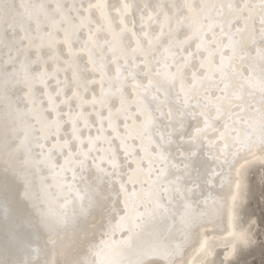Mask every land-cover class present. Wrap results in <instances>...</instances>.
Wrapping results in <instances>:
<instances>
[{
  "label": "snow or ice",
  "instance_id": "snow-or-ice-1",
  "mask_svg": "<svg viewBox=\"0 0 264 264\" xmlns=\"http://www.w3.org/2000/svg\"><path fill=\"white\" fill-rule=\"evenodd\" d=\"M88 7L90 9L93 6L89 4ZM131 7L124 3L117 11L122 17L127 16ZM148 7L147 4L143 6L144 9ZM154 7L161 9L157 13V18L163 16L169 25L174 18L177 28L187 27L200 41L197 45L198 49L203 47L208 51L207 45L215 35L213 29L218 28L221 35L226 36L229 41L227 47L232 56L227 57L228 68H231V61L236 58L238 50L243 51L240 41L235 39L236 36L250 33V39L255 44L258 35L262 47L258 50V72L255 64L245 67V74L240 75V83L231 96L228 95L229 83H225L221 90L222 95L216 97L214 103L209 99L202 107L199 104L190 105V93L196 88L194 82L187 90L181 84V91L184 92L182 107L175 110L172 107L166 110L163 107L145 109L143 134L138 135L141 140L140 151L144 154L135 161L136 168L132 171L146 172L149 179L155 171L156 178L151 181L147 191L144 190L143 185L141 186L143 195L138 198L131 175L128 177V182L132 184L131 192L123 180L119 182L118 189L115 187L118 169L121 167L116 155L117 150L112 147L107 137H101L99 134L95 138L82 135L83 130L78 126L81 121L85 128H90L82 110L75 116L70 112L67 114V119H62L56 103V98L61 92H56L55 95L40 93L41 96H46L48 108H43V100L38 101L35 96V86L39 84L47 88V81L59 70L57 66L50 74L48 61L56 63L60 60V51L57 49L60 43L58 36L62 35L63 43L68 44V35L72 27L70 18L74 6L61 3L25 4L22 0L20 3L16 0H0V23L4 25V39L9 40L11 33L10 43H4L3 46L9 48V60H12L10 45L14 46L16 61L20 63L19 76L15 72L11 73V76L15 85L22 86L24 96L32 104V108L21 110L9 103L5 112L3 149L0 150V202L21 210V226L25 230L14 236L16 246L23 255L0 259V264H151L153 258H159L161 264H176L175 258L180 254L181 245L169 246L159 242V229H166L168 220L174 222L175 217L179 215L180 230L182 235L186 236L189 232L203 227L205 223L223 220L225 217H229L234 226L243 219L242 205L248 189L246 170L252 165H258L264 170V0H260L259 5L240 3L239 0L227 4H202L196 0L188 3H173L167 5L168 13H173L172 16L163 11L165 6L157 4ZM79 8L83 9V5L81 4ZM257 8L259 12L256 11ZM209 9L215 10V19ZM226 15L227 19H225ZM71 19L78 20L81 27L84 24V20L79 15ZM104 19L110 27L111 17L105 16ZM143 19L144 16L141 15V20ZM151 19L150 16L149 20ZM120 24L124 25L123 19L120 20ZM225 25L229 29L227 33ZM125 29H127L126 25L121 32ZM232 29L235 31L233 32ZM127 30L131 32V29ZM132 35L134 36L135 33L133 32ZM144 35L148 34L144 33ZM145 43L150 44L151 41L146 40ZM137 44L139 46V42ZM215 46L213 42L212 47ZM136 51L137 49H133V52ZM69 53L71 54L70 46ZM213 54L209 52V57ZM33 55L35 59L31 58ZM20 57H23V60H20ZM16 61L10 66L14 68ZM209 63L212 66V62ZM225 67L226 58L221 53L219 64L212 69L213 75L206 79L213 80L218 73L222 82L230 81L231 77L225 72ZM98 70L102 73L104 66L101 64ZM75 76L74 72L73 78ZM117 78L127 79L121 77L119 68ZM132 79L135 80V76H132ZM167 79L174 82L177 76L170 74ZM149 84H152L151 80ZM8 87L9 82L6 80L5 93ZM136 87L143 88L141 92L143 98L140 100L143 104L148 89L139 84ZM76 95L74 92L73 96ZM92 103L94 106L99 103L104 107L106 104L104 94L102 93L99 101L94 97ZM123 107L124 102L121 100V108ZM48 109L51 111L49 112ZM241 111L250 113L247 118L240 117L242 130L235 127L230 129L227 122L222 125L223 131L215 127L214 122L220 118L236 123L232 120V116ZM44 112H48L50 119L43 116ZM212 112L215 113L214 116ZM96 116L100 118L102 128L104 118L99 112ZM157 119L161 121L159 124ZM187 119L198 120L203 127L198 126L189 131ZM30 121H35L40 127L36 128ZM107 121L108 126L115 132L110 109ZM65 124L70 125V130L62 133L61 129ZM210 132L215 139L210 137ZM100 141L106 143L108 147L99 148L97 144ZM47 144H51V147H47ZM221 144L223 148L220 147ZM118 147L124 148L125 158L132 155L131 149L126 147L125 139H121ZM173 148L176 156L179 157L178 163L172 162ZM35 149L39 151L34 154ZM100 152L105 154L97 155ZM56 156L63 158V164L56 162ZM222 157L224 159L221 162ZM157 162L161 167L156 168ZM212 163L215 167L211 166ZM105 164L107 168L104 167ZM40 167L51 170L58 188L75 193L73 199L81 202L82 214L86 211L83 207L85 199L91 204L93 197L105 199V192L107 196L116 198L123 196L125 214L119 217L116 224H110L113 235L115 231L127 227V239L120 242L119 250L107 241H101L99 245L92 244L91 241H87V231L81 230L91 250L92 259L85 261L71 258L72 246L62 241L58 235V229L66 228L69 224L67 216L64 214L53 216L50 212L36 211L39 191L35 184V170ZM109 168L111 171L108 170ZM90 170L95 172L96 186L89 185L88 191L81 195L83 190L75 187L77 176L80 174L83 180V173ZM69 172L73 182L71 184L68 183ZM261 183L264 184V172L261 174ZM101 185L107 187L102 188ZM112 210L115 211V202ZM72 223L75 226V217ZM247 225L248 227L239 233L235 231L232 233L246 246L254 238L253 229L258 226L264 229V215L259 220L249 215ZM79 241L78 232L75 242ZM202 251L207 254V241L202 245ZM235 255L236 248L233 247L229 256ZM221 264H239V262L226 257Z\"/></svg>",
  "mask_w": 264,
  "mask_h": 264
},
{
  "label": "bare ground",
  "instance_id": "bare-ground-1",
  "mask_svg": "<svg viewBox=\"0 0 264 264\" xmlns=\"http://www.w3.org/2000/svg\"><path fill=\"white\" fill-rule=\"evenodd\" d=\"M16 2L20 3L21 0H16ZM22 2L25 4L54 5L61 3L73 5L71 18L79 15L84 20L81 27L78 20L70 18L72 27L69 31L67 45L63 43L64 37L62 35L57 37L60 41L57 45V49L60 51V60L56 63L49 60L48 72L53 73L57 66L59 70L47 81V88L39 84L35 86V96L38 101L43 100V108H48L46 96H41L40 93L46 92L55 95L56 92H61V95L56 98V103L58 105L57 111L62 114V119H67V114L70 112L75 116L77 112L82 110L90 125V128H85L82 121L79 123L78 126L83 130L82 135L95 138L99 134L101 137H107L111 141L112 147L117 150L116 155L121 167L118 169L115 187L118 189L119 182L123 180L131 192L132 184L128 182V177L131 175L138 198L143 195L141 186L143 185L144 190L147 191L151 181L156 178L155 171H153L151 179L146 172L135 173L132 171L136 168L135 161L144 154L140 151L141 140L138 135L143 134L145 109L163 107L166 110L168 107H172L175 110L182 107L184 92L181 91V84L187 90L191 88L194 82L196 88L190 93L189 104H199L202 107L209 99L214 103L216 97L222 95L221 90L225 83H229L228 95L231 96L236 90L237 84L240 83V75L245 74V67H251L255 64L257 72L259 69L258 50L262 45L258 35L255 44L250 39V33H243L235 37L236 40L240 41V47L243 48V51L238 50L236 58L231 61V68H228L227 57L232 56V53L227 47L229 43L227 37L222 36L218 28L213 29L215 35L207 45L208 51H205L203 47L197 48L200 41L187 27L177 28L174 18L170 25L163 16L157 18V13L161 9L155 8V5L165 6L163 11L168 13L167 5L188 3L192 0H22ZM196 2L227 4L236 3L237 0H196ZM239 2L259 5L260 0H239ZM124 3L132 7L127 16L122 17L117 9H120ZM81 4L83 9L79 8ZM89 4L93 6L90 9ZM145 4L149 6L147 9L143 8ZM256 11L259 12V8ZM209 12L215 19V10L209 9ZM141 15L144 16L143 20H141ZM168 15L172 16L173 13H168ZM105 16H110L112 19L110 27L104 19ZM150 16L151 21L149 20ZM227 18L226 15L225 19ZM121 19L124 20L127 29H131V32L127 29L121 32L124 27L120 24ZM228 31L229 29L225 25V32ZM232 31L234 32L235 29ZM133 32L135 33L134 36L132 35ZM144 33L148 35L145 36ZM54 35L56 34L54 33ZM10 36L11 33H9V40L4 39V25L0 23V150L3 149L4 117L7 105L11 103L21 110L32 108L31 102L21 90L22 86L15 85L11 76L13 72L19 76L20 63L16 61L14 46L10 45L12 60L8 58L9 48L3 46L4 43H10ZM146 40H150L151 43H145ZM137 42H139V46ZM213 42L216 45L215 48L212 47ZM69 46L71 54L69 53ZM133 49H137V51L133 52ZM209 52H213V56L209 57ZM221 53L226 58L225 72L231 77V80L222 82L218 73L215 74L213 80L206 79V77L213 75L212 69L219 64ZM31 58L35 59V56H31ZM20 60H23V57H20ZM14 61L16 62L13 68L10 65ZM209 61L212 62V66H210ZM101 64L104 66L102 73L98 70ZM118 68L121 77H127V79L117 78ZM74 72L76 73L75 78H73ZM170 74L177 76L174 82L167 79ZM132 76H135V80L132 79ZM6 80L9 82L7 93H5ZM150 80L152 81L151 85L149 84ZM137 84L148 89L147 98L143 104L140 103L143 98L141 96L143 88H137ZM74 92L77 94L75 97L73 96ZM102 93L106 100L105 106L101 107L99 103L94 106L93 98L95 97V100L99 101ZM153 97H155L154 100ZM121 100L124 102L123 108H121ZM61 101L65 102L61 103ZM149 101L151 103H148ZM109 109L113 114L115 132L108 126ZM204 110L209 111L210 109ZM48 111L50 112L51 109ZM97 112L104 118L102 128L101 120L96 116ZM212 115L214 116L215 113L212 112ZM249 115L250 113L247 111L237 112L232 116V120L236 123L220 118L214 122V125L223 131L222 125L227 122L230 129L235 127L242 130L243 125L239 122L240 117L247 118ZM43 116L50 119L48 112H44ZM30 122L36 128L40 127L35 121ZM160 122L157 119V124ZM186 123L189 125V131L198 126L203 127V124L198 120L187 119ZM17 126H19V122H17ZM69 130L70 125L65 124L61 132ZM209 135L215 139L211 132ZM121 139L126 140V147H129L132 152V155L127 158L124 156V148L118 147ZM46 146L51 147V144ZM97 146L101 149L108 147L103 141L98 142ZM220 147L223 148V145L221 144ZM38 151L39 149H35L34 154ZM171 151L174 157L172 162L178 163L179 157L175 154V148ZM104 154V152L97 153V155ZM225 154L227 155V149H225ZM55 159L58 164H63L62 157L56 156ZM223 159L224 157L221 158V162ZM155 166L156 168L161 167L158 162ZM211 166L215 167V164L212 163ZM254 166H250L246 170V174ZM104 167L107 168L108 166L105 164ZM226 169L227 166L225 165ZM108 170L111 171L110 168ZM67 177L68 183H73L70 172L67 173ZM83 177L84 179L81 180L80 174H78L75 182V187L83 190L81 195L88 191L89 185L96 186L97 183L94 170L86 171L83 173ZM246 182L249 185L248 178ZM35 184L39 191L38 209L36 211L50 212L53 216L60 214L67 216L69 224L66 228L58 229V235L62 241L72 246L71 258L73 260L87 261L92 259L91 250L85 240L84 232L81 230L87 231V241H91L92 244L99 245L101 241H107L117 250L121 247L120 242L127 239V227L124 230L115 231L114 235L110 231V224H116L119 217L125 214L123 196L116 198L115 196H107L105 192V199L93 197L91 204L85 199L83 207L86 211L82 214L81 202L73 199L75 193H69L58 188L51 170L47 167H40L35 170ZM101 187L106 188L107 185H101ZM113 202H115V211L112 210ZM21 216L20 209L0 202V259L23 255L17 248L14 239V236L25 230L21 226ZM73 217H75V226L72 223ZM245 221L241 220L234 226L231 219L225 217L223 220L205 223L203 227L195 229L185 236L181 233L179 215H177L174 222L171 219L168 220L166 229H159V242L169 246L181 245L180 254L175 258L176 264H221V261H224L226 257L235 259L241 247H249L255 243V236L252 242L246 246L232 235L233 231L239 233L248 227ZM252 231L255 235V229ZM78 232L80 241L76 243ZM205 241H207L208 246L207 254L202 251V245ZM233 247L236 248V255L231 257L229 252ZM53 255L55 256V253ZM151 264H161V261L159 258H153Z\"/></svg>",
  "mask_w": 264,
  "mask_h": 264
},
{
  "label": "rangeland",
  "instance_id": "rangeland-1",
  "mask_svg": "<svg viewBox=\"0 0 264 264\" xmlns=\"http://www.w3.org/2000/svg\"><path fill=\"white\" fill-rule=\"evenodd\" d=\"M262 172H264V170H261L258 165H255L247 173L249 185L246 199L243 202L245 207L242 205L243 222L245 220V222H247L249 215L257 220L264 215V184L261 183ZM254 236L256 240L253 245L241 247L237 252L235 260L238 261L239 264H264V246H262V242H264V229L260 226L255 228Z\"/></svg>",
  "mask_w": 264,
  "mask_h": 264
}]
</instances>
